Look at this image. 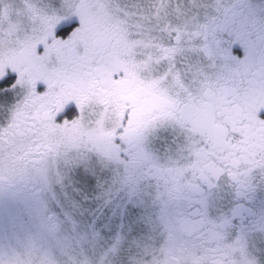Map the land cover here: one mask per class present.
Returning <instances> with one entry per match:
<instances>
[{"label":"snow or ice","instance_id":"6c2138e0","mask_svg":"<svg viewBox=\"0 0 264 264\" xmlns=\"http://www.w3.org/2000/svg\"><path fill=\"white\" fill-rule=\"evenodd\" d=\"M0 81V264H264V0H0Z\"/></svg>","mask_w":264,"mask_h":264},{"label":"rangeland","instance_id":"374dc122","mask_svg":"<svg viewBox=\"0 0 264 264\" xmlns=\"http://www.w3.org/2000/svg\"><path fill=\"white\" fill-rule=\"evenodd\" d=\"M5 120L4 116H0V123ZM30 185H17L16 195H10L8 192L0 194V236L10 231L12 223L14 222L18 231L27 229L32 224L31 213L35 209L47 202L52 210L58 211L56 203L53 202L51 193H45L43 195L33 194L31 191L23 190L27 189ZM56 196L60 197V189H56ZM89 207H95L94 204L88 205Z\"/></svg>","mask_w":264,"mask_h":264},{"label":"flooded vegetation","instance_id":"af4514ba","mask_svg":"<svg viewBox=\"0 0 264 264\" xmlns=\"http://www.w3.org/2000/svg\"><path fill=\"white\" fill-rule=\"evenodd\" d=\"M232 52L234 55L238 56V57H243L244 56V50L241 47V45L239 43H235L232 45ZM9 82H11L12 80L15 79V73H9L8 77L6 78ZM0 83H3L2 81H0ZM19 91V90H17ZM9 99H11L14 95V93H9ZM5 118V117H4ZM5 122V120H4ZM3 122V123H4ZM23 190H27V191H31V186H27V189H23ZM33 194H36L35 192L31 191ZM37 195V194H36Z\"/></svg>","mask_w":264,"mask_h":264}]
</instances>
